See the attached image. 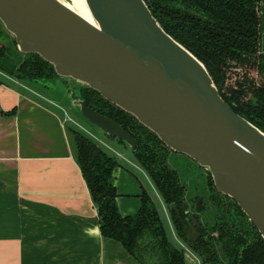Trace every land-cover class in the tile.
Segmentation results:
<instances>
[{
	"label": "water",
	"instance_id": "95a60500",
	"mask_svg": "<svg viewBox=\"0 0 264 264\" xmlns=\"http://www.w3.org/2000/svg\"><path fill=\"white\" fill-rule=\"evenodd\" d=\"M85 3L94 25L58 0H0V23L21 54L38 55L57 76L95 91L203 167L264 241V133L224 102L204 65L160 27L143 0ZM71 101L106 137L136 148L116 122ZM177 218L184 225L178 212Z\"/></svg>",
	"mask_w": 264,
	"mask_h": 264
},
{
	"label": "trees",
	"instance_id": "16d2710c",
	"mask_svg": "<svg viewBox=\"0 0 264 264\" xmlns=\"http://www.w3.org/2000/svg\"><path fill=\"white\" fill-rule=\"evenodd\" d=\"M143 1L160 27L204 65L224 102L264 133V0ZM11 43L0 42V73L4 77L31 83L57 76L51 64L36 54H21L13 38ZM229 71L234 78L229 77ZM74 99L116 122L134 139L136 148L130 149L135 161L166 205L177 238L201 264H264L263 239L237 204L214 188L209 172L204 186L196 187L188 198L187 185L166 163L171 150L155 134L87 87H79ZM69 131L98 211L101 236L120 243L139 264H185L184 251L168 240L150 196L143 190L137 213L122 216L112 184L118 162L80 130ZM198 198L203 200L199 217L204 231L199 241L191 243L176 210L184 219L182 204Z\"/></svg>",
	"mask_w": 264,
	"mask_h": 264
},
{
	"label": "crops",
	"instance_id": "0c3cea01",
	"mask_svg": "<svg viewBox=\"0 0 264 264\" xmlns=\"http://www.w3.org/2000/svg\"><path fill=\"white\" fill-rule=\"evenodd\" d=\"M19 87L0 80V264H139L120 243L101 236L64 118ZM120 171L112 177L117 193ZM116 202L122 216L137 210L119 195ZM183 247L187 264H201Z\"/></svg>",
	"mask_w": 264,
	"mask_h": 264
},
{
	"label": "rangeland",
	"instance_id": "374dc122",
	"mask_svg": "<svg viewBox=\"0 0 264 264\" xmlns=\"http://www.w3.org/2000/svg\"><path fill=\"white\" fill-rule=\"evenodd\" d=\"M63 1L69 2V0ZM11 40V35L7 33L0 24V42H9L12 44ZM231 73L232 71H229V77L234 78ZM7 78L8 77H4V75L0 73L1 81H8L12 84L20 86L21 88L19 87V89L26 95H28V93L25 90L30 89V92L32 91V95L34 93L37 94L35 98L38 102L39 99L40 101L43 100L42 102L49 101L48 103L52 104H50V107H52L51 110L53 109L61 118H64L68 128L80 130L84 136L90 138L107 154L114 157L118 162L117 168L120 167L121 169V178L118 177V183L120 184L123 192H118L119 198L123 199L125 205L129 208L132 206L133 209H137L135 212H132L131 215L137 213L140 201L138 195H140L144 190L150 196L159 213L170 243L174 247L183 250L185 254L190 257V254L185 251L183 243H181L176 236L174 226L170 219L166 205L163 203L149 176L135 161L130 147L123 146L116 140L108 139L98 128L89 124L85 119H83L79 113V110L72 105V101L68 95V92L71 90L77 93L79 87H81L79 84H77L72 79L63 78L60 76H56L49 81H38L31 83L18 82L13 78ZM24 87H26L25 90L23 89ZM103 141L111 145L109 146L110 149L102 144ZM119 153H121V156ZM166 163L171 169L175 170L179 174L181 181L187 185L188 198L193 195L196 187L199 188L200 186L201 188L202 185L204 186V180L207 171L187 156L171 151L168 153ZM194 262L195 264L197 263L195 260ZM185 263L187 264V261ZM188 264H190V262H188Z\"/></svg>",
	"mask_w": 264,
	"mask_h": 264
},
{
	"label": "flooded vegetation",
	"instance_id": "af4514ba",
	"mask_svg": "<svg viewBox=\"0 0 264 264\" xmlns=\"http://www.w3.org/2000/svg\"><path fill=\"white\" fill-rule=\"evenodd\" d=\"M68 95L70 96V99H74L75 98V95L76 93L74 91H71L69 90L68 92ZM198 199H201V198H198ZM197 199V200H198ZM196 200V201H197ZM202 200V199H201ZM196 201H194L193 203H186L184 202L186 205H187V208H188V211L186 212L183 208V211H184V215H185V218L182 219L184 221V225H181L180 223V226L182 227L187 239H188V235H187V232L185 231L186 229H188L189 231V235L192 239H194V242H190L191 243H196L197 241H199L202 237V232L204 231V228H203V221L202 219L199 217L200 213L203 211V203L201 204V210L200 212H196L195 211V208H196ZM203 202V200H202ZM183 203V204H184ZM183 204H182V207H183ZM175 207V206H174ZM175 209V208H174ZM177 212L179 213L180 215V212L178 210H176V216H177ZM181 217V216H180ZM193 219L198 223V225H196L194 222H193ZM182 242V241H181ZM183 243V242H182ZM183 245L185 247H187V245L185 243H183ZM198 257V256H197ZM200 260V259H199Z\"/></svg>",
	"mask_w": 264,
	"mask_h": 264
},
{
	"label": "bare ground",
	"instance_id": "6f19581e",
	"mask_svg": "<svg viewBox=\"0 0 264 264\" xmlns=\"http://www.w3.org/2000/svg\"><path fill=\"white\" fill-rule=\"evenodd\" d=\"M58 1L64 6H66L68 9L72 10L74 13L82 17L84 20L94 25L85 0H69V2H65L63 0Z\"/></svg>",
	"mask_w": 264,
	"mask_h": 264
}]
</instances>
